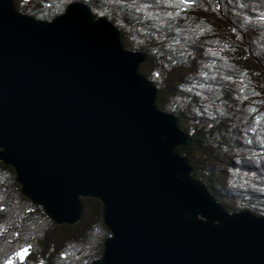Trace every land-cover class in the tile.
Listing matches in <instances>:
<instances>
[{"label":"water","instance_id":"water-1","mask_svg":"<svg viewBox=\"0 0 264 264\" xmlns=\"http://www.w3.org/2000/svg\"><path fill=\"white\" fill-rule=\"evenodd\" d=\"M145 60L83 3L44 22L0 0V162L56 225L99 201L110 235L92 264H264V217L225 212L192 178Z\"/></svg>","mask_w":264,"mask_h":264},{"label":"trees","instance_id":"trees-1","mask_svg":"<svg viewBox=\"0 0 264 264\" xmlns=\"http://www.w3.org/2000/svg\"><path fill=\"white\" fill-rule=\"evenodd\" d=\"M12 1L37 21L50 22L73 2L104 16L125 50L145 55L137 71L158 91L156 108L190 139L175 151L192 178L225 212L264 217V0ZM15 178L0 162V264L100 258L110 233L99 201L82 199L81 220L56 225L22 196Z\"/></svg>","mask_w":264,"mask_h":264},{"label":"snow or ice","instance_id":"snow-or-ice-1","mask_svg":"<svg viewBox=\"0 0 264 264\" xmlns=\"http://www.w3.org/2000/svg\"><path fill=\"white\" fill-rule=\"evenodd\" d=\"M180 2H184V0H180ZM27 253V249H24L21 253H18L21 259H23L24 255Z\"/></svg>","mask_w":264,"mask_h":264},{"label":"rangeland","instance_id":"rangeland-1","mask_svg":"<svg viewBox=\"0 0 264 264\" xmlns=\"http://www.w3.org/2000/svg\"><path fill=\"white\" fill-rule=\"evenodd\" d=\"M68 6V5H67ZM66 9V8H65ZM65 11V10H64ZM99 17H104V16H99ZM115 27V26H114ZM2 163V162H1ZM17 183V182H16ZM18 184V183H17ZM19 185V184H18ZM20 187V186H19ZM86 199H92V198H85L84 200H86ZM89 206L90 207H92L93 206V204H89ZM76 225V224H75ZM70 226V225H69ZM74 226V225H73Z\"/></svg>","mask_w":264,"mask_h":264}]
</instances>
